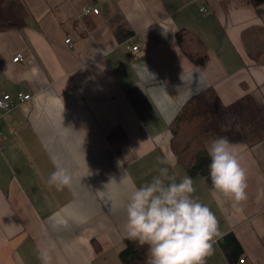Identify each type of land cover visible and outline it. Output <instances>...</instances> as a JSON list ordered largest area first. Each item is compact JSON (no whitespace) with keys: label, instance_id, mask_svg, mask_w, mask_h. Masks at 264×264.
<instances>
[{"label":"crops","instance_id":"1","mask_svg":"<svg viewBox=\"0 0 264 264\" xmlns=\"http://www.w3.org/2000/svg\"><path fill=\"white\" fill-rule=\"evenodd\" d=\"M23 1L26 26L0 32V96H32L0 112V264H40L38 245H54L53 264H121L127 178L150 181L165 158L178 180L190 176L170 148L184 104L211 87L224 105L251 95L264 110V3ZM181 30L204 43L201 65L183 53ZM231 142L248 170L244 211L200 176L194 196L222 238L234 236L239 260L264 264V139ZM56 166L72 174L71 188L48 186ZM222 238L206 264H231Z\"/></svg>","mask_w":264,"mask_h":264},{"label":"clouds","instance_id":"2","mask_svg":"<svg viewBox=\"0 0 264 264\" xmlns=\"http://www.w3.org/2000/svg\"><path fill=\"white\" fill-rule=\"evenodd\" d=\"M231 127V120L222 126ZM208 177L214 194L230 201L237 213L244 211L248 200V170L243 166L240 146L226 136L214 138L207 146ZM174 160L160 161L158 174L136 185L126 180L123 211L125 238L146 249V264H206L214 245L222 238L219 221L211 208L194 196L191 176L178 180L170 172ZM73 176L68 169L56 166L47 184L57 191L71 188ZM105 187L107 184L104 185ZM111 198V197H110ZM51 246H37L40 264H53Z\"/></svg>","mask_w":264,"mask_h":264},{"label":"trees","instance_id":"3","mask_svg":"<svg viewBox=\"0 0 264 264\" xmlns=\"http://www.w3.org/2000/svg\"><path fill=\"white\" fill-rule=\"evenodd\" d=\"M258 6L264 0H241ZM28 10L23 0H0V32L20 30L26 26ZM183 53L195 65L207 59L204 43L192 32L181 30L176 35ZM231 120V127L222 131V125ZM170 148L178 164L190 176H200L211 186L208 177L209 157L206 140L226 136L231 141H247L256 134L264 139V110L251 95H246L230 105H224L213 88H207L189 99L170 124ZM231 264H239L242 249L233 235L220 240ZM121 264H146V249L125 239L119 253Z\"/></svg>","mask_w":264,"mask_h":264},{"label":"built area","instance_id":"4","mask_svg":"<svg viewBox=\"0 0 264 264\" xmlns=\"http://www.w3.org/2000/svg\"><path fill=\"white\" fill-rule=\"evenodd\" d=\"M204 11V9H201ZM90 12H93L94 14H98L99 10L96 8H84L83 9V14H89ZM66 43H70V40H66ZM137 47H128V51H136ZM22 59L21 55L15 56L13 58L14 62L20 61ZM32 96L29 94H23V93H17L15 96H11L10 94H4L0 96V112H7L11 109H14L18 105L27 102L31 100ZM1 133H0V138H1ZM239 264H247V262L244 259L239 260Z\"/></svg>","mask_w":264,"mask_h":264}]
</instances>
